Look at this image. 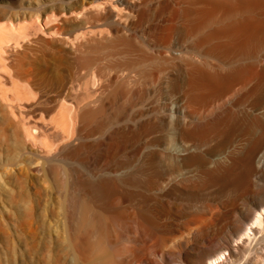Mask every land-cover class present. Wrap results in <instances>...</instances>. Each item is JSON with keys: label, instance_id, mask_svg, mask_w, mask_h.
Masks as SVG:
<instances>
[{"label": "bare ground", "instance_id": "6f19581e", "mask_svg": "<svg viewBox=\"0 0 264 264\" xmlns=\"http://www.w3.org/2000/svg\"><path fill=\"white\" fill-rule=\"evenodd\" d=\"M0 264H264V0H0Z\"/></svg>", "mask_w": 264, "mask_h": 264}]
</instances>
